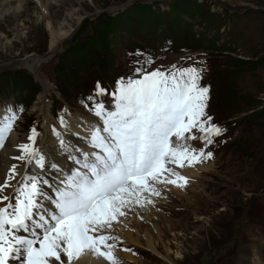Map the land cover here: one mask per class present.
I'll list each match as a JSON object with an SVG mask.
<instances>
[{
	"label": "rangeland",
	"instance_id": "374dc122",
	"mask_svg": "<svg viewBox=\"0 0 264 264\" xmlns=\"http://www.w3.org/2000/svg\"><path fill=\"white\" fill-rule=\"evenodd\" d=\"M173 1L68 0L63 7L50 10L54 28L61 25L70 30L54 53L48 50L45 20L32 2L27 3L16 18L7 16L0 21V90L2 83L10 81L7 74L23 71L67 91L71 74L82 79L87 76L86 70L99 69L98 61L83 64L78 58L66 60V57L77 39L83 40L94 32L104 33L99 22L102 17H122L126 11L136 13L139 6L148 5L158 18L169 21L164 12ZM191 1L199 9H195L196 14L193 9L190 13H201L194 16V21L211 30L208 36L214 32L209 41L218 46L209 55L211 69L222 80L220 92L215 100L213 97L208 112L216 120L233 121L236 127L217 159L197 169L191 177L194 182L178 190L183 197L168 192L156 198L164 200L165 205L150 206L167 219L156 217L153 222L160 225L168 259L152 254L144 246L131 244L148 251L147 259L122 261L127 264H264V243H261L264 241V111L254 119H242L252 111L264 110V0ZM72 10L81 15L80 22L68 19ZM124 23L117 22L106 33L108 52L99 56V61L105 62L110 57L111 64H117L119 47L116 45ZM127 25L128 32H133L134 28ZM228 48L232 53L225 54ZM29 55L39 61L33 71L23 63ZM60 57L65 59L62 65L58 63ZM225 57L249 60L251 69L231 68ZM12 152L20 155L18 150ZM147 231L153 236L156 252L164 255L162 242L148 227Z\"/></svg>",
	"mask_w": 264,
	"mask_h": 264
},
{
	"label": "snow or ice",
	"instance_id": "6c2138e0",
	"mask_svg": "<svg viewBox=\"0 0 264 264\" xmlns=\"http://www.w3.org/2000/svg\"><path fill=\"white\" fill-rule=\"evenodd\" d=\"M152 63L145 59V65ZM135 77H121L111 91L97 82L95 95L87 98L98 118L87 138L96 151L74 155V146L53 129L77 168L65 173L57 162H46L36 147L40 133L35 128L30 143L18 145L20 155L13 158L41 172L23 175L12 195L5 191L19 174L17 166L0 178V264H74L85 253L120 264L114 255L118 237L111 235L114 223L137 206L153 204L151 197L160 196L156 185H187L172 166L191 167L204 159L203 150L186 142L196 139L193 129L206 144L223 133L207 114L210 88L200 84L202 70L173 65L167 72H148L142 66ZM104 96L111 97L110 107L100 99ZM7 111L10 116L0 117V150L23 109ZM59 119L67 127L64 117ZM45 169L64 179L50 184L41 175ZM45 186L54 187V196Z\"/></svg>",
	"mask_w": 264,
	"mask_h": 264
},
{
	"label": "bare ground",
	"instance_id": "6f19581e",
	"mask_svg": "<svg viewBox=\"0 0 264 264\" xmlns=\"http://www.w3.org/2000/svg\"><path fill=\"white\" fill-rule=\"evenodd\" d=\"M68 0H0V21L4 20L7 16H11L16 18L21 11L24 10V6L32 2L37 9V12L41 15V18L45 20V24L48 29V37H49V45L48 50L49 53H54L57 49L58 43L66 38L69 34V29H64V26L58 25L57 28H54V22L52 21V17L50 14V10H52L55 6L57 7H63L65 2ZM68 19L71 21L74 19L76 23L80 22L82 20L81 15L76 11L72 10L68 13ZM68 24V22H67ZM67 27V26H66ZM68 28V27H67ZM71 33V32H70ZM38 60L35 59L32 55L27 56L23 63L26 67H29L32 71L35 70V68L38 65ZM6 91L9 94H14V90L12 88L6 87ZM13 92V93H12ZM45 94L40 97L39 95L36 97V102H40V108L37 109L39 114L42 116L43 119H46L47 115V107L48 104L45 100ZM36 107V105H32L31 109L33 110ZM4 112L9 113L7 109H4ZM83 119L82 117H76V116H69L67 117V127H63V130L65 133H67L63 138L66 139L67 142L73 145V154L76 156L80 155V152H88L92 151L91 148L88 146V140L89 132L91 127L87 126V123L84 121H80ZM61 131V133L63 132ZM43 139L42 145H43V151L46 156V162H57L62 170L64 171V164L65 162L68 163V154L64 152V150L59 149V147L56 145V140L52 139L50 135L48 134V130L44 128L43 130ZM16 138L13 136H10L8 140L6 141L5 148L1 150L0 154V178L3 177L4 174H6L10 168L13 165H18V160L14 159L13 157L18 156L17 153H14L12 151L17 150V145L15 144ZM78 149V150H77ZM37 169V173L41 172L40 169ZM197 170L193 171H186L185 174L192 177L194 174H196ZM18 175L15 179V181L19 178H22V170L18 169ZM41 175L44 179H47L50 184L57 185L59 181L63 179H58V176L61 175L59 172H55L49 169H45ZM157 189L159 190L161 197L164 195L166 196L168 192L170 194H175L178 198L183 197L179 196L180 193L177 186H170L168 184H162L156 185ZM54 187H45L44 190L46 193H48L51 196H54ZM10 189H6L5 194H10ZM157 196H152L151 199L153 201V204L158 205H165L164 200L156 199ZM185 199V198H184ZM148 204L145 207H135L130 211H127V215L124 217L119 218L118 223H114L113 229L111 233L116 234L118 237L122 239L127 244H136L137 246H144L147 250H149L152 254L158 255L160 258L164 257L167 258L168 249L163 244L162 238H161V232L160 231V225L155 224L153 220L156 219V217H159L163 220L164 217L156 214L155 211H152L150 208L151 205ZM157 206V205H156ZM141 219V220H140ZM147 227L153 231L155 236H157L158 240L162 242L163 248H164V255H159L156 252V244L153 241V236L150 234V231H147ZM131 230L134 231V234L131 233ZM136 236V237H135ZM114 255L120 259V260H131L132 258L128 254L120 253L116 248L114 250ZM66 260V258H63ZM134 263V262H133ZM10 264H20L19 261H10ZM74 264H108L103 258H96L91 253H85L79 260L75 261ZM142 264V263H139Z\"/></svg>",
	"mask_w": 264,
	"mask_h": 264
},
{
	"label": "trees",
	"instance_id": "16d2710c",
	"mask_svg": "<svg viewBox=\"0 0 264 264\" xmlns=\"http://www.w3.org/2000/svg\"><path fill=\"white\" fill-rule=\"evenodd\" d=\"M190 4V5H189ZM189 7H193V8H189ZM196 4L191 1V0H175L173 1L169 8V14H172V11L175 14H180V13H187L191 18L194 19V16H199L201 13H197V15L195 12L199 9L196 8ZM139 11H137L136 13H128L125 15L122 14V17H114V18H109V17H102V20H100V24L102 27V31L104 32L103 34L97 35L95 32L93 34H91L90 37H87L83 40H79L77 39V41H75L74 43H72L71 46V54L67 55L66 60L68 59H74V58H78L83 64L86 63H95V62H100L99 61V56H101L102 54H105L106 52H108V42L106 40V33H108V31L110 30L111 27H113L115 24L122 23L125 22L124 24H129L131 26H133L134 21L135 22H143L145 20H154L155 19V13L154 11L151 9L150 6L148 5H143V6H139L138 7ZM189 9V11H188ZM193 9L194 14L190 13V10ZM197 9V10H195ZM122 21V22H120ZM105 34V35H104ZM229 51H226L225 54L227 53H232V49L228 48ZM227 56V55H226ZM228 59V65L231 68H235L237 70H248L251 69V65L252 63L249 60H243L240 58H236V57H225ZM64 58L60 57L58 63L62 65V63L64 62ZM107 63H111V58L108 57L105 60ZM21 71H16L14 72L15 74L13 76H18L17 73H20ZM13 82L18 85L20 83L19 78H13ZM68 92V91H66ZM264 110H258V111H252V113L245 115L242 119L245 118H249V119H254L256 116H259L260 114H262Z\"/></svg>",
	"mask_w": 264,
	"mask_h": 264
}]
</instances>
